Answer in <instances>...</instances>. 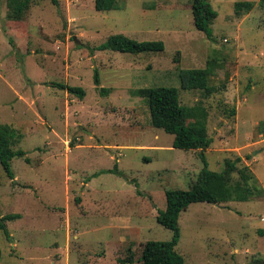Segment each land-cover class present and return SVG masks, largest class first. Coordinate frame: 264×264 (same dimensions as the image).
Instances as JSON below:
<instances>
[{"label": "rangeland", "instance_id": "374dc122", "mask_svg": "<svg viewBox=\"0 0 264 264\" xmlns=\"http://www.w3.org/2000/svg\"><path fill=\"white\" fill-rule=\"evenodd\" d=\"M209 1L215 39L196 28L193 0H121L109 11L95 0H33L22 20L10 19L0 0V124L22 133L15 148L26 151L12 160L13 179L0 164V214H21L8 221L10 237L0 230V264H143L147 241L170 240L157 215L166 191L189 188L205 166L203 151L175 148L133 91L180 88L181 68L208 64L216 92L180 89L188 122L208 126L210 169L241 157L262 195L190 204L176 249L186 264L264 261V4L249 0L255 6L237 13L235 3L246 0ZM116 33L166 47L92 50ZM96 69L109 94L99 92Z\"/></svg>", "mask_w": 264, "mask_h": 264}, {"label": "trees", "instance_id": "16d2710c", "mask_svg": "<svg viewBox=\"0 0 264 264\" xmlns=\"http://www.w3.org/2000/svg\"><path fill=\"white\" fill-rule=\"evenodd\" d=\"M121 0H95L98 10L109 11L120 8ZM33 0H7L9 18L12 20H22L31 7ZM58 4V0H52ZM264 4V0H261ZM255 6L253 1H237L235 11L242 13L243 10H251ZM192 13L196 28L203 31L209 39L214 38L212 24L218 17V12L214 9L209 0H193ZM165 42L162 40L139 41L123 33H116L92 50H115L126 53H153L165 50ZM214 74L211 65L205 67L181 68L179 70L180 88L169 86L142 87L135 89L133 94L147 100L151 123L156 128H161L169 134L174 135L173 146L180 149H201V157L205 166L198 172L191 181L189 188L170 189L166 191V207L160 210L157 221L165 228L173 231L170 240H149L145 243L141 261L143 264H186L183 255L177 251L176 247L181 238V228L179 224L181 212L196 202H207L213 204L227 203L229 201H248L254 196H261V188L252 183L254 175L249 167L239 166L241 157L234 160H226V166L222 171L209 168L208 161L204 154L213 142L209 135L208 126L205 123H189V110L181 103L180 89L203 90L206 95H211L217 91V87L209 84V78ZM94 81L101 94H109L110 89L101 86L99 71L94 73ZM59 89L77 95L83 99L86 90L82 86H73L62 82H53ZM236 114V108L230 110V115ZM23 135L19 130L7 123L0 124V164L10 178L15 174L12 167V160L15 157H23L26 151L16 149L15 146L21 141ZM30 162V158L26 157ZM116 170V168H115ZM113 171V170H110ZM238 172L240 179L233 181V173ZM21 217L19 213H10L2 216L0 214V230L7 237H10L8 221ZM264 236V229L259 230ZM2 250L0 248V262ZM258 260V259H254ZM134 262L131 255L128 260Z\"/></svg>", "mask_w": 264, "mask_h": 264}, {"label": "water", "instance_id": "95a60500", "mask_svg": "<svg viewBox=\"0 0 264 264\" xmlns=\"http://www.w3.org/2000/svg\"><path fill=\"white\" fill-rule=\"evenodd\" d=\"M217 205L220 206L219 203H217ZM249 264H264V261H261V260H254V261H252V262L249 263Z\"/></svg>", "mask_w": 264, "mask_h": 264}]
</instances>
